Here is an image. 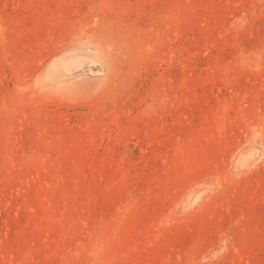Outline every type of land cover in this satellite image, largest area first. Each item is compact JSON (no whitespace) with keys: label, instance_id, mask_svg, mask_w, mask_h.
I'll return each mask as SVG.
<instances>
[{"label":"rangeland","instance_id":"1","mask_svg":"<svg viewBox=\"0 0 264 264\" xmlns=\"http://www.w3.org/2000/svg\"><path fill=\"white\" fill-rule=\"evenodd\" d=\"M0 264H264V0H0Z\"/></svg>","mask_w":264,"mask_h":264}]
</instances>
